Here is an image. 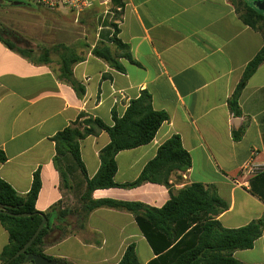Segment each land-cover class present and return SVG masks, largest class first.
<instances>
[{"label": "crops", "instance_id": "obj_1", "mask_svg": "<svg viewBox=\"0 0 264 264\" xmlns=\"http://www.w3.org/2000/svg\"><path fill=\"white\" fill-rule=\"evenodd\" d=\"M232 1L110 0L111 18L98 14L83 44L84 53L75 50L84 58L73 67L74 78L86 88L83 98L58 80L59 59L34 65L0 42V151L6 157L0 162V178L27 194L39 170L42 188L36 209L50 212L62 200L52 138L81 112L112 125L113 112L122 117L131 101L147 90L153 108L166 112L169 120L150 144L118 153L115 182L136 180L160 146L178 135L191 155L192 167L187 173L172 174L171 189L176 192L192 183L215 187L228 204L218 217L225 228L264 221V63L242 92L241 117L228 108V99L262 49L264 37L242 22ZM253 1L257 0H245L264 15ZM114 26L116 38L130 48L132 61L119 59L123 71L91 53L96 45L108 44ZM242 126L244 135L236 142L232 133ZM109 142L104 131L81 142L89 178L99 171V153ZM93 198L161 208L170 191L146 183L133 189L97 190ZM77 199L68 195L64 207H73ZM60 223L72 229L75 218L53 219L54 226ZM58 234L55 230L48 235L44 254L70 264H118L131 244L140 264L155 257L134 216L126 211L97 209L84 229L53 243ZM7 244L8 233L0 224V253ZM234 258L244 264H264V229L252 249L236 251Z\"/></svg>", "mask_w": 264, "mask_h": 264}, {"label": "trees", "instance_id": "obj_2", "mask_svg": "<svg viewBox=\"0 0 264 264\" xmlns=\"http://www.w3.org/2000/svg\"><path fill=\"white\" fill-rule=\"evenodd\" d=\"M111 2L114 3L115 0ZM232 4L242 22L261 32L264 37V15L249 6L245 0H233ZM114 27V36L108 44L102 42L96 45L91 53L115 70L123 71L119 59L122 57L132 61L130 48L116 38L118 30ZM0 42L34 65H49L52 63V54L58 55V80L70 85L79 98L85 96V86L73 75L74 65L82 62L84 58L78 56L73 47L56 44L36 49L20 48L14 41L4 37L1 29ZM263 63L264 45L248 63L234 93L228 99L229 111L237 118L242 115V92ZM112 119L113 124L107 125L100 118L81 112L75 121L52 138L56 150L53 164L60 177L62 200L50 212H39L36 209V201L42 188L39 170L34 173L31 189L27 194L18 193L0 178V210L12 214H29L26 217H14L0 213V224L8 233V244L0 253V264H6L29 242L44 218L47 223L33 244L9 264H34L27 261L28 254L39 255L61 264H70L44 254L48 235L52 231H59L53 242L57 243L78 233L85 228L89 215L101 208L126 211L134 216L155 255L147 264H244L234 258V253L254 247L262 236L264 221L255 220L236 229L225 228L218 217L228 210V204L219 197L215 187L192 183L176 192L171 189L172 174L187 173L192 167L191 155L184 149L180 136L174 135L164 142L156 157L144 167L136 180L124 184L115 182L118 153L150 144L161 126L169 120L166 112L153 108L152 95L147 90L142 91L137 99L131 101L122 117L113 112ZM103 131L108 134L110 142L99 153V171L93 178H89L81 158V142ZM244 132L245 126L234 130V141H240ZM5 161L6 157L0 151V162ZM146 183L160 184L169 189L170 199L163 207L153 208L140 202L93 198L97 190L133 189ZM68 195L78 197L71 208L64 207ZM67 216L75 218V226L72 229L61 223L54 226V218L62 221ZM118 264H140L134 244L127 247Z\"/></svg>", "mask_w": 264, "mask_h": 264}, {"label": "rangeland", "instance_id": "obj_3", "mask_svg": "<svg viewBox=\"0 0 264 264\" xmlns=\"http://www.w3.org/2000/svg\"><path fill=\"white\" fill-rule=\"evenodd\" d=\"M98 3L91 9L77 15L68 10H46L38 7L33 0H0V29L4 37L14 41L20 48L51 47L65 44L83 54V44L96 23L98 14L111 18V5ZM264 11V0L252 2ZM58 61V55L52 54Z\"/></svg>", "mask_w": 264, "mask_h": 264}, {"label": "built area", "instance_id": "obj_4", "mask_svg": "<svg viewBox=\"0 0 264 264\" xmlns=\"http://www.w3.org/2000/svg\"><path fill=\"white\" fill-rule=\"evenodd\" d=\"M108 1L110 0L99 2V4L106 5ZM33 3L46 10H68L80 15L81 13L93 8L98 3V0H33Z\"/></svg>", "mask_w": 264, "mask_h": 264}, {"label": "water", "instance_id": "obj_5", "mask_svg": "<svg viewBox=\"0 0 264 264\" xmlns=\"http://www.w3.org/2000/svg\"><path fill=\"white\" fill-rule=\"evenodd\" d=\"M0 213H4L7 215H11L14 217H26L29 216V214H12L6 211H2L0 210ZM47 223V219L44 218L42 223L40 224L39 228L37 229V231L35 232V234L33 235V237L29 240V242L21 249L19 250L6 264H9L11 261L15 260L17 257H19L21 254L25 253L27 251V249L33 244L34 240L38 237V235L40 234L41 230L43 229V227L46 225ZM27 261L28 262H34V264H61L58 263L57 261H49L46 258L39 256V255H32V254H28L27 256Z\"/></svg>", "mask_w": 264, "mask_h": 264}]
</instances>
